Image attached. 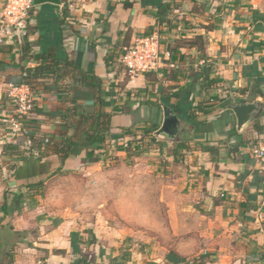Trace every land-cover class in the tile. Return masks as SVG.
<instances>
[{
  "label": "crops",
  "instance_id": "crops-1",
  "mask_svg": "<svg viewBox=\"0 0 264 264\" xmlns=\"http://www.w3.org/2000/svg\"><path fill=\"white\" fill-rule=\"evenodd\" d=\"M163 3L176 6L158 24ZM1 7L0 2V17ZM154 33L159 68L130 78L123 47ZM198 35L206 42L202 54L197 48L169 51ZM263 39L264 0H68L36 6L27 35L0 45V106L28 66L21 61L28 42L35 52H53L103 81L106 110L113 112L112 142L96 162H87V149L75 148L60 173L56 156L30 157L11 171L4 150L15 138L0 122V264H81L85 256L98 264H264V160L249 151L264 139ZM64 83L65 95L44 86L34 94L45 136H58L71 100L97 112L98 92L83 84L78 70ZM246 103L259 110L239 132L231 108ZM165 109L180 121L179 135L155 132L159 146L129 158V132L161 129ZM139 180L140 204L132 191ZM40 183L43 195L36 191ZM151 197L174 230V248L166 241L122 247L116 234L103 233L118 227L108 214L149 213ZM142 222L150 223L148 217ZM145 227L150 225L139 228Z\"/></svg>",
  "mask_w": 264,
  "mask_h": 264
},
{
  "label": "trees",
  "instance_id": "trees-1",
  "mask_svg": "<svg viewBox=\"0 0 264 264\" xmlns=\"http://www.w3.org/2000/svg\"><path fill=\"white\" fill-rule=\"evenodd\" d=\"M67 2L68 0H64V4ZM175 6L172 3L161 4L156 15L157 23H162ZM179 47L197 48L202 54L206 42L203 36L198 35L194 39L179 41L178 45L171 47L169 51L172 53ZM21 61L31 63L33 66H22L21 79L18 85H27L33 94L38 93V87L44 86V89L65 95L69 89L64 82L72 77L75 70H78L83 84L97 90L96 103L98 109L96 113L90 114L74 100H71L72 107L61 115L62 121L58 136H45L41 134L43 122L40 118V110L37 108L27 123L28 132L16 136L15 144L7 146L4 150V154L9 156L11 160L9 169L14 171L18 164L27 161L30 157H37L38 160H42L50 156H56L61 162V168L57 172L60 173L75 148L87 149V162L98 161L104 154L100 150L108 149L112 142L111 121L113 112L106 110L107 106L104 99L106 94L103 91V81L94 72L87 73L80 70L79 66L73 61L58 59L53 52L46 55L35 52L33 46L28 42L23 47ZM46 80H51V84L46 85ZM6 101L5 97L3 104ZM200 111L201 106L192 112L191 119H195L194 115ZM123 112L128 113L129 111L124 109ZM159 127L153 125L149 130L140 133L129 132L133 139L124 148L129 158L141 157L149 153L151 149L159 146L154 135L155 132L160 130ZM256 129H259V126H256ZM181 141L186 142L182 138ZM43 186V183L35 186L38 195H43ZM81 264L98 263L93 258L85 256Z\"/></svg>",
  "mask_w": 264,
  "mask_h": 264
},
{
  "label": "built area",
  "instance_id": "built-area-1",
  "mask_svg": "<svg viewBox=\"0 0 264 264\" xmlns=\"http://www.w3.org/2000/svg\"><path fill=\"white\" fill-rule=\"evenodd\" d=\"M2 14L0 17V45L18 35L26 36L28 21L35 8L34 0H0ZM264 45V39H263ZM166 55L170 57V53ZM122 63L130 78L139 77L157 70L161 64L160 41L158 34L135 37L122 49ZM28 63V66H31ZM6 103L0 106V122L7 126L14 138L28 132L27 123L38 108L36 98L27 85H9ZM250 154L264 160V139L249 148Z\"/></svg>",
  "mask_w": 264,
  "mask_h": 264
},
{
  "label": "rangeland",
  "instance_id": "rangeland-1",
  "mask_svg": "<svg viewBox=\"0 0 264 264\" xmlns=\"http://www.w3.org/2000/svg\"><path fill=\"white\" fill-rule=\"evenodd\" d=\"M112 167V165L105 167L106 169H109ZM156 180V179H155ZM155 180H150L151 187H155L157 184V181ZM133 188L132 191L134 190V201H137L140 204V200H142L141 197V190L142 189V181H134L133 183ZM144 188V187H143ZM152 189V188H151ZM150 189V190H151ZM152 191V190H151ZM129 198V197H128ZM157 198L156 197H151L150 201V209L149 213H144V212H128L125 213L124 211L118 212V213H111L108 214L107 217L110 218L111 220L116 221L118 227L116 229H104L103 233L111 234L114 235V238L118 240L119 243L124 241V244L121 245L122 247L127 243V244H134L139 247L142 246H148V245H153V244H160V243H165L169 242V245L167 247L174 248V230L169 228L167 226V215L165 213H158L157 208L158 206L155 205ZM118 208H123V207H118ZM166 215V216H165ZM148 217L150 223H143L142 219H146ZM166 220V222H165ZM134 224L135 228L133 229H126L124 226L125 225H130ZM141 224H149L150 227H145V228H139ZM160 224V225H159ZM158 225V226H157ZM116 231V233L114 232Z\"/></svg>",
  "mask_w": 264,
  "mask_h": 264
},
{
  "label": "water",
  "instance_id": "water-1",
  "mask_svg": "<svg viewBox=\"0 0 264 264\" xmlns=\"http://www.w3.org/2000/svg\"><path fill=\"white\" fill-rule=\"evenodd\" d=\"M45 4L63 6L64 0H34L35 7ZM231 109L237 118V129L239 132H242L252 121L259 107L254 103H246L235 105ZM180 131V121L177 116L172 110L165 109L164 123L158 134L174 139L179 135Z\"/></svg>",
  "mask_w": 264,
  "mask_h": 264
}]
</instances>
